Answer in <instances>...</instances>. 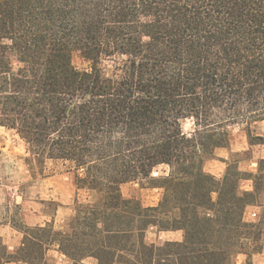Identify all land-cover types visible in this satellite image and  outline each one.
<instances>
[{"label":"trees","instance_id":"trees-1","mask_svg":"<svg viewBox=\"0 0 264 264\" xmlns=\"http://www.w3.org/2000/svg\"><path fill=\"white\" fill-rule=\"evenodd\" d=\"M262 123L264 0H0V127L31 170L67 164L97 196L63 230L17 226L22 244L0 239V264H60L52 248L68 264H252L264 217L245 213L263 204L264 159L256 174L227 162L223 179L205 164L235 127L264 146ZM139 181L163 191L158 205L123 196ZM151 229L183 241L148 244Z\"/></svg>","mask_w":264,"mask_h":264},{"label":"rangeland","instance_id":"rangeland-1","mask_svg":"<svg viewBox=\"0 0 264 264\" xmlns=\"http://www.w3.org/2000/svg\"><path fill=\"white\" fill-rule=\"evenodd\" d=\"M73 64L79 70H88L90 65L75 54ZM18 67V65H16ZM184 132L191 135L195 126L193 121H185ZM233 150L238 151L240 155L237 158H231L226 150L218 151L216 159L222 160L228 158L229 162L237 161L239 169L256 174L257 161L264 157V147H250L249 141L241 128L235 127L233 130ZM256 133L264 135V123L259 125ZM27 146L26 143L14 132L0 128V225L7 224L10 217L14 219L18 227L23 228L27 216L32 213L39 215L34 222L43 223L45 217L52 221L51 224L56 228L64 225V221L74 215L75 203L81 204L93 203L96 200V194H91L85 190H78L75 185L74 175L70 173L67 164L49 163L43 172L31 170L26 162ZM208 166L207 170L220 172L218 167ZM221 166V165H220ZM223 167V166H222ZM167 169L160 168L155 172V176H161ZM223 179V177L218 178ZM247 185V184H246ZM123 196L126 199L139 201L144 207L156 206L163 196V191L152 188L148 182L139 181L126 184L122 187ZM264 203V199H262ZM16 203L20 206L16 207ZM61 205L68 209L62 212L58 217L56 210ZM56 216V217H55ZM264 217V208L250 209L245 218L248 222L258 223ZM7 240L11 245H16L19 234L9 232ZM2 243L3 239H1ZM166 240L159 239L158 232L151 229L147 234V243L162 245ZM48 259L52 262L62 263L64 259L55 248L48 254ZM247 257L240 255L237 258V264H246ZM86 263H95L93 260H87ZM68 264V263H65ZM252 264H264V250L261 254L254 255Z\"/></svg>","mask_w":264,"mask_h":264},{"label":"crops","instance_id":"crops-1","mask_svg":"<svg viewBox=\"0 0 264 264\" xmlns=\"http://www.w3.org/2000/svg\"><path fill=\"white\" fill-rule=\"evenodd\" d=\"M0 128H2V127H0ZM2 129H4V128H2ZM232 146H233V136H232V139H231L230 148L229 149H220V150H217L216 151V154H215V159L206 162V164H205V171L207 173L215 176L217 179L218 178H221V177H224V175L226 173V170H227V162H229V160H228V158H226V159L224 158V159L218 161L216 159L217 152L218 151H224V150H226L228 152V154H229L228 156L231 157V158H233V155L234 154H240V153H238V151H234L233 148H232ZM253 147H255V146H253ZM261 159H264V157L260 158L259 160H261ZM258 161L256 163L257 165H258ZM218 163L221 165V166L220 165L218 166L220 168V172L219 173H217L216 171H213V170H207L208 166L215 167L216 166L215 164H218ZM240 171H242V170L240 169ZM242 172H247V171H242ZM247 173H251V172H247ZM251 174H254V173H251ZM241 190L242 191H246V192H253L254 191L253 182L252 181H245V182H243L242 185H241ZM91 194H94V193H91ZM0 202H1V200H0ZM93 202H95V201H93ZM17 206H20V203H16V207ZM0 208H1V205H0ZM258 208H264V203L261 206H250V207H248L247 210H246L245 215L247 214V212L250 209H258ZM66 210H68V209H66L63 206L59 205L58 206V209L56 210L57 217L62 212L66 211ZM71 217L72 216H70L67 220H65L63 222L64 223L63 226H61L60 228H56L55 227V229L56 230H63L65 228L66 224L68 223V221L71 219ZM15 218L16 217H10V220H9V222L7 224L0 225V239H3V242H5L4 244L9 248V251L10 252L17 251L19 249V247L21 246L22 240H23V234L17 230V225L15 224V221H14ZM37 218H39V215H36V213H32L31 216H27V218L25 220L24 226H27L29 228H36V227H45L48 224H51L52 223V221L48 220L47 217H45V220L46 221H43V223L38 224V223L34 222V220H36ZM245 220H246V218H245ZM253 222H255V221H253ZM9 232H11V233L13 232V234H19V236L17 237L18 242H17L16 245H11L10 242L7 240L8 238H10V236L8 237V235H7V234H9ZM158 236H159V239L166 240L165 242H182L183 241V233L182 232H161V233L158 232ZM146 242H147V235H146ZM65 263H68V262L64 258L62 260V263H60V264H65ZM85 264H91V263H86L85 262ZM93 264H96V262L93 263Z\"/></svg>","mask_w":264,"mask_h":264}]
</instances>
